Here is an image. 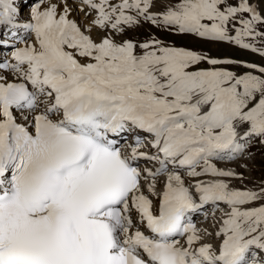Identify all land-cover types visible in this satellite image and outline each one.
<instances>
[{
    "label": "snow or ice",
    "instance_id": "6c2138e0",
    "mask_svg": "<svg viewBox=\"0 0 264 264\" xmlns=\"http://www.w3.org/2000/svg\"><path fill=\"white\" fill-rule=\"evenodd\" d=\"M145 24L264 60V0H0V264H264V63Z\"/></svg>",
    "mask_w": 264,
    "mask_h": 264
},
{
    "label": "rangeland",
    "instance_id": "374dc122",
    "mask_svg": "<svg viewBox=\"0 0 264 264\" xmlns=\"http://www.w3.org/2000/svg\"><path fill=\"white\" fill-rule=\"evenodd\" d=\"M147 30H146V29ZM146 30L141 32L142 30ZM149 33L156 35L158 38L165 40L168 43H174L178 46H185L192 49H203L208 51L213 56L220 57H233L241 61H251L256 64L264 63V60L261 59L260 56L254 55L250 52L240 51L239 49L229 46L227 44H206L201 41H197L192 37H178L174 35H170L165 32H161L147 24L143 25L136 32H130V36H138L140 39H145ZM237 72H242L244 69L238 68L234 69ZM255 156L251 160H241L238 164L233 166H237L239 168V173H242L245 177L243 182L248 188L259 189V187L264 186V148H261L258 144L251 149ZM245 163L247 164V168L244 167ZM236 187H241V183L239 181H234Z\"/></svg>",
    "mask_w": 264,
    "mask_h": 264
},
{
    "label": "bare ground",
    "instance_id": "6f19581e",
    "mask_svg": "<svg viewBox=\"0 0 264 264\" xmlns=\"http://www.w3.org/2000/svg\"><path fill=\"white\" fill-rule=\"evenodd\" d=\"M225 164H226V162H225ZM226 166V168H229L228 166L229 165H225ZM233 167H235V168H237V169H239L237 166H233ZM205 225V224H204ZM208 226V224L207 225H205V227H207Z\"/></svg>",
    "mask_w": 264,
    "mask_h": 264
}]
</instances>
